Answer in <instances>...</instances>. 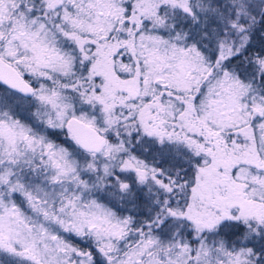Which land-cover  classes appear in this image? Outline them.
<instances>
[{"label": "snow or ice", "instance_id": "6c2138e0", "mask_svg": "<svg viewBox=\"0 0 264 264\" xmlns=\"http://www.w3.org/2000/svg\"><path fill=\"white\" fill-rule=\"evenodd\" d=\"M0 264H264V0H0Z\"/></svg>", "mask_w": 264, "mask_h": 264}]
</instances>
